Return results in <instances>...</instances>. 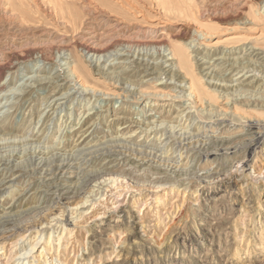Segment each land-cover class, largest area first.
<instances>
[{"label":"rangeland","instance_id":"374dc122","mask_svg":"<svg viewBox=\"0 0 264 264\" xmlns=\"http://www.w3.org/2000/svg\"><path fill=\"white\" fill-rule=\"evenodd\" d=\"M9 1L0 0V223L11 213L23 231L12 238L0 225V264H264V140L250 151L244 137L249 124L264 136V115L245 106L264 103L253 71L264 63V0H69L71 16L35 0L25 17ZM179 45L191 48L189 70L172 56ZM202 77L200 95L190 88ZM217 140L232 151L218 155ZM63 159L59 195L46 175ZM72 192L76 202L55 201ZM58 222L60 249L43 252V241L20 256L35 242L28 228L56 240ZM9 251L19 256L8 261Z\"/></svg>","mask_w":264,"mask_h":264},{"label":"bare ground","instance_id":"6f19581e","mask_svg":"<svg viewBox=\"0 0 264 264\" xmlns=\"http://www.w3.org/2000/svg\"><path fill=\"white\" fill-rule=\"evenodd\" d=\"M5 1V0H4ZM40 1V0H39ZM158 1V0H157ZM41 2L44 4V6H50L51 7V10H53V12L54 13H57V14H64V13H68V15H70L71 16V10H70V3H69V0H41ZM162 2L164 3V4H169V1L168 0H162ZM33 3V4H32ZM8 4L10 5V11L11 12H15V13H17V14H21V15H24V17L26 16V14H27V11H29V9H32V8H38V6H37V2L35 1V0H32L31 2H29L28 0H10L9 2H8ZM161 5V4H160ZM40 8H43V7H40ZM169 8H170V6H169ZM263 8H264V6H263ZM170 10V9H169ZM199 12V11H198ZM62 17V16H61ZM73 18V17H72ZM74 19V18H73ZM71 21V20H70ZM72 23H75V20L74 21H72ZM80 24V23H79ZM82 25V24H81ZM194 40H195V42L197 41V38H195V37H192ZM159 47H162V45L160 46L159 45ZM187 46H183V45H179V46H174L173 47V57L174 58H176L177 59V62H178V64H179V66L183 69V70H189V61H188V59L190 58V56H188V51L191 49V48H186ZM89 51H88V53L89 54H93V57L94 56H102V54H103V52H100V51H97V50H95V49H88ZM255 51V50H254ZM254 54V52H252L250 55H253ZM107 56V55H106ZM109 56V55H108ZM163 58H165V57H163ZM26 59V58H25ZM246 62L247 63H250V60H246ZM228 63H230V59L228 60ZM137 64H139V63H137ZM235 64H237L236 63V61L232 64V65H230V68L231 69H233L234 68V65ZM142 65V64H141ZM243 65H245V64H243ZM253 65H256V62H255V64H253ZM67 66V65H66ZM150 67L148 66L147 67V69H149ZM240 68V67H239ZM259 70L257 69V67L256 68H254L253 67V71H255L256 72V74L257 75H255V76H257L258 78L260 77V80H263L264 81V78H262V76H263V74H264V63H262L259 67ZM230 69V70H231ZM156 70V69H155ZM229 70V71H230ZM235 71V70H234ZM246 71V70H245ZM74 73V75H75V72H73ZM78 73V72H77ZM188 73V72H187ZM237 73V72H236ZM248 73H250V72H248ZM77 75V74H76ZM75 75V76H76ZM177 75V74H176ZM176 75L173 73V75H172V78L174 79V78H176ZM261 75V76H260ZM79 77H81L80 75H77V79H79ZM193 78V77H192ZM81 80H80V82L82 83V86L85 88V82L84 81H82V77L80 78ZM202 79H204V77H202L201 79L199 78V80H198V78H194V80L192 81V88H190V89H192L195 93H199L200 95H202V94H204V92H205V87L206 86H204V84H203V82H204V80H203V82H201L202 81ZM48 79L47 78H40V79H38L37 80V83H39V82H42V81H47ZM218 81H220V79H218ZM36 83V82H35ZM205 83V82H204ZM206 85H208V83L206 84ZM260 85V84H259ZM215 87V89H219L220 88V86L219 87H217V84H216V86H214ZM242 87V86H241ZM244 87V86H243ZM238 88V87H237ZM237 88H236V90H237ZM85 90H88L87 88L85 89ZM191 90V91H192ZM216 90V91H217ZM18 91V90H17ZM20 93H23L24 92V90H20L19 91ZM192 93V92H191ZM7 94V93H6ZM140 94H142V96H145V95H147L145 92H141ZM192 95H193V93H192ZM195 95V94H194ZM21 96V95H20ZM2 100H0V102H1ZM1 104V103H0ZM242 104V103H241ZM238 105V104H237ZM254 104H252L251 106H249V104L248 105H245L246 106V108L247 109H249V110H251V111H253L257 116L259 115H264L263 113L262 114H260V113H258V111H260V109H263L264 110V103L262 104V105H260V104H258V105H255V106H253ZM3 106V105H2ZM43 106V105H42ZM261 106V107H260ZM245 108V107H244ZM259 108V109H258ZM188 109V108H187ZM192 109V108H191ZM195 109V108H194ZM190 112V111H189ZM261 112V111H260ZM224 114H227L226 113V111H224L223 112ZM202 115V112H201V114H200V117H202L201 116ZM197 120V119H196ZM224 120V119H223ZM2 123V122H1ZM127 123V122H126ZM151 127V126H150ZM153 128H156V127H153ZM263 129V127H259V126H257V125H255V124H249V125H247L246 126V128H245V131H246V133H245V135H244V137H246V138H251V140H250V145H249V148H248V150L250 149V151L257 145V144H259V142L261 141V140H264V136H262V134H261V137H258L257 139L255 138L256 136H258L257 134H255V133H253L255 130H262ZM244 131V130H243ZM135 132V131H134ZM153 134H155V136H157V135H159V132L156 130V131H154V132H152ZM163 133H165V132H163ZM236 133V132H235ZM165 135V134H164ZM79 136V135H78ZM121 137V136H120ZM241 139V138H240ZM205 143V142H204ZM203 143V144H204ZM253 143H255V145L254 146H252V144ZM34 144V143H33ZM226 145H228V141L227 140H217L216 141V143H215V146H216V148L214 149V150H216L217 152H218V155L220 154V152L222 151H224L226 154H229V152H231L232 150L231 149H226V150H223V147L224 146H226ZM207 148H208V155H209V147L210 148H214V146L212 147L211 145H209V144H206L205 145ZM264 147V146H263ZM43 148V147H42ZM47 150H49V149H47ZM46 150V151H47ZM149 150V149H148ZM213 150V151H214ZM246 151V150H245ZM42 152V151H41ZM37 153V152H36ZM53 154H56V153H54V152H52ZM23 154V153H22ZM39 154H40V152H39ZM231 154V153H230ZM52 155V154H51ZM203 155V154H202ZM67 156V155H66ZM55 157V156H54ZM97 157H99V156H97ZM104 157H106V159L107 160H112L114 157L112 156V155H107V156H104ZM104 157H102V158H104ZM128 157V156H127ZM219 157V156H218ZM102 158H100V159H102ZM210 158V157H209ZM206 159V158H205ZM9 160V159H8ZM60 160V159H59ZM96 160H99V159H96ZM44 161V160H43ZM92 161V163L93 162H97V161H95V160H91ZM115 161V160H114ZM126 162H129V164H131V166H133V165H137V164H140V163H137V161H139V160H137V159H134V158H131L130 156H129V158H127L126 160H125ZM142 162H144V160H142ZM52 163V162H51ZM2 164V161H0V165ZM83 164V163H82ZM56 166H54V171L52 172V173H50L49 172V174L47 173V177H49V183L47 184V186H48V188H51V189H55V190H57V192H56V194H59L60 195V189H63V187H64V183H63V180H61L60 178H59V175H61V173L62 172H64V171H66V170H68V164L67 165H65V163H64V159L63 160H61V162H59V164H55ZM1 168V167H0ZM37 169V168H36ZM50 170V169H49ZM59 174V175H58ZM110 179H112V183H116V182H118L119 181V179L120 178H118L117 179V177L115 178V177H113V178H110ZM11 186V185H10ZM1 187V186H0ZM54 190V191H55ZM53 191V192H54ZM66 195V194H65ZM72 195H74L73 194V192H72ZM20 196V195H19ZM77 199H79V197H76V194L72 197V198H70V197H57L56 199H55V201L56 202H58V203H61V201H70V200H75V202H76V200ZM83 201V200H82ZM72 203V202H71ZM98 203V202H97ZM10 204V203H9ZM83 205V203H81V201L79 202V203H77L75 206L78 208V206H80V205ZM70 205V204H69ZM69 205H68V207H69ZM86 205V204H85ZM71 206V205H70ZM61 208V207H60ZM89 210V208H86V210H84V212H87ZM4 212V211H3ZM65 212H66V210L64 209L63 210V212H61L63 215L62 216H64V214H65ZM5 213V212H4ZM57 214V213H56ZM77 214V213H76ZM58 215V214H57ZM57 215H54V217H57ZM72 215H74L73 213H72ZM3 216V215H2ZM60 216V215H59ZM11 213H9V214H6V219L5 220H3L1 223H0V225H1V227H3L5 230L3 231V232H5V231H8V230H11L12 232H13V234H12V238H14V237H16V236H19V235H21L22 234V232L21 231H23V229L22 228H13L14 227V223H12V221H11ZM78 218H79V216H77ZM1 218V217H0ZM70 218H72V217H70ZM2 220V219H1ZM74 220V219H73ZM73 220H71L70 221V225L73 223ZM40 221V223H39V225L38 226H43V224H45V225H47V224H49V221H46V219H43V220H39ZM68 223H69V220L67 221ZM28 224V223H27ZM58 225H59V227L60 226H62V231H61V234L58 236V238L55 240V239H52V233L50 234V237H49V239H45V234H46V229L45 230H40V228H38V229H27V232H30V235H32V234H35V242H32L33 240H31V242H30V244H29V250H24V252H23V254L21 255L20 254V256L21 257H24V256H27V255H30V254H32V252L39 246V244L41 243V242H43L44 241V244H45V246L42 248L43 249V252H45L46 251V248L48 247V245H50V247H51V245L53 244V242L55 241L56 243H58V249H60L61 247V244H62V239H63V236H64V234H66L67 233V225L65 224V225H62V223H60V222H58L57 223ZM16 225H18V224H16ZM23 225V224H22ZM21 227H24V226H21ZM50 227V226H49ZM3 228H1V229H3ZM13 228V229H12ZM10 232V231H9ZM72 232V230H69V234ZM1 234V233H0ZM3 234V233H2ZM26 234V233H25ZM67 235V234H66ZM25 235H23L22 236V239H24L25 237H24ZM2 237V236H1ZM11 238V237H10ZM8 239V238H7ZM19 241H16L15 242V246H14V248H17L18 246L17 245H19V244H17ZM13 243H14V241H13ZM29 243V242H28ZM67 244V243H66ZM3 247V246H2ZM41 248V247H40ZM2 250H4V248H0V251H2ZM11 252H12V250H10ZM9 251V253H11ZM43 252H41L42 254H43ZM47 253V252H46ZM41 254V255H42ZM19 255H18V252H16V253H11L9 256H8V261H11L12 259H14V258H16V257H18ZM19 259V261L20 260H22L23 259V261L24 260H26L27 258H18ZM7 261V262H8ZM37 261V260H36ZM48 262V261H47ZM47 262H45L46 264H48ZM20 264H21V262H19ZM18 263V264H19ZM8 264V263H7ZM24 264V263H23ZM25 264H29L28 262H26Z\"/></svg>","mask_w":264,"mask_h":264}]
</instances>
